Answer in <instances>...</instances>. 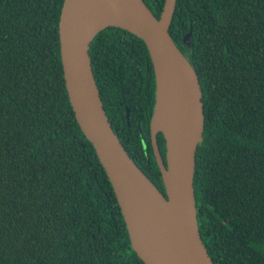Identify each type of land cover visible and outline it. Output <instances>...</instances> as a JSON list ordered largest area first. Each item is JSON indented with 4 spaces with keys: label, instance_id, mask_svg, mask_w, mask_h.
<instances>
[{
    "label": "trees",
    "instance_id": "trees-1",
    "mask_svg": "<svg viewBox=\"0 0 264 264\" xmlns=\"http://www.w3.org/2000/svg\"><path fill=\"white\" fill-rule=\"evenodd\" d=\"M62 1L0 0V264H144L69 105ZM163 1L143 0L156 17ZM169 33L202 93L193 174L202 242L213 264H264V0H176ZM88 51L112 130L165 196L150 141L155 82L145 43L109 26Z\"/></svg>",
    "mask_w": 264,
    "mask_h": 264
},
{
    "label": "water",
    "instance_id": "water-1",
    "mask_svg": "<svg viewBox=\"0 0 264 264\" xmlns=\"http://www.w3.org/2000/svg\"><path fill=\"white\" fill-rule=\"evenodd\" d=\"M175 4L164 0L156 17L143 0H63L61 68L74 119L112 187L132 251L144 264H213L199 233L193 190L195 152L203 133L202 93L192 62L169 33ZM109 26L140 38L150 57L155 89L149 133L165 196L129 157L102 105L88 50ZM158 133L165 142L164 160Z\"/></svg>",
    "mask_w": 264,
    "mask_h": 264
},
{
    "label": "flooded vegetation",
    "instance_id": "flooded-vegetation-1",
    "mask_svg": "<svg viewBox=\"0 0 264 264\" xmlns=\"http://www.w3.org/2000/svg\"><path fill=\"white\" fill-rule=\"evenodd\" d=\"M164 155H165V150H164Z\"/></svg>",
    "mask_w": 264,
    "mask_h": 264
}]
</instances>
